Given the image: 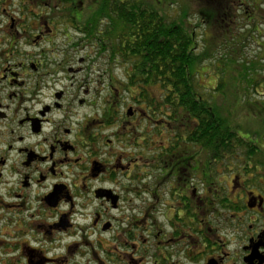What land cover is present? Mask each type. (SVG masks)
I'll use <instances>...</instances> for the list:
<instances>
[{
    "label": "flooded vegetation",
    "instance_id": "1",
    "mask_svg": "<svg viewBox=\"0 0 264 264\" xmlns=\"http://www.w3.org/2000/svg\"><path fill=\"white\" fill-rule=\"evenodd\" d=\"M79 5L0 0V264H264V163L149 105Z\"/></svg>",
    "mask_w": 264,
    "mask_h": 264
},
{
    "label": "trees",
    "instance_id": "2",
    "mask_svg": "<svg viewBox=\"0 0 264 264\" xmlns=\"http://www.w3.org/2000/svg\"><path fill=\"white\" fill-rule=\"evenodd\" d=\"M69 1L73 0H65V3ZM194 1L200 19H210L207 25L209 31L216 33L215 37L203 38V48L200 45L199 49L196 48L200 44L196 33L188 22L192 14L173 17L171 9L176 3L167 0H94L84 8L80 9L79 5L80 27L83 33L103 36L104 43L105 36L111 38L114 59L118 60L119 65L128 62L135 69L131 86L152 82L159 85L157 88L162 92L157 97L161 115L192 113L199 118V129L205 130L210 146L217 145L218 131L221 130L224 154H238L246 161L264 163V151L253 141L239 136L238 127L231 117L223 118L219 106L213 105V94L221 91L222 84L219 83L211 89L212 94L204 97L201 94L203 88L197 81V67L211 59L213 51L218 52L222 48L223 41L237 40L233 22L242 4L239 0ZM64 10L65 14L72 12L69 8ZM85 11H88V17H84ZM102 22L105 23L100 29ZM202 23L206 24L205 21ZM254 28L250 29V35L257 33ZM232 45L228 49L234 52ZM226 62H230L229 56ZM242 64L247 78L253 72H264V65L260 69L254 66L249 70V63ZM150 90L145 87L143 96L153 106L155 95ZM197 98L202 100L195 101ZM196 137L194 134V139Z\"/></svg>",
    "mask_w": 264,
    "mask_h": 264
},
{
    "label": "rangeland",
    "instance_id": "3",
    "mask_svg": "<svg viewBox=\"0 0 264 264\" xmlns=\"http://www.w3.org/2000/svg\"><path fill=\"white\" fill-rule=\"evenodd\" d=\"M93 1L80 0V9L91 5ZM168 1L176 3L171 9L173 17L178 14H192L188 22L192 24L191 30L196 33L197 41L202 45V48L203 38L216 36L215 31L210 32V28L207 26L210 19H200L194 0ZM239 1L242 7L237 12V19L233 22L237 40L229 39V44H227L229 40L223 41L222 48L217 50L218 52L213 51L211 59L197 67L196 72H199L197 81L202 85L201 94H204V97L212 94L211 89L216 88L219 83L222 84L221 91L213 94V105L219 106L223 118L231 117V121L238 127L239 136L249 142L253 141L260 150L264 151V72L260 70L253 72L247 78L242 64L243 62L249 63L247 67L249 70L254 66L256 69H260L264 65V0ZM53 12L59 17L67 15L65 10H53ZM88 15V11H85L84 17H88ZM202 21H205L206 24ZM104 23H101L100 29ZM254 25H256L255 28ZM252 28L254 31L257 30V33L250 35L249 32ZM233 42L236 44L232 45ZM229 45H232L234 52L228 49ZM228 56L229 63L226 62ZM121 69V67L114 66V75L119 76L123 72ZM150 91L156 96L162 92L157 87L151 88ZM124 97L127 98L128 95H124ZM242 160L246 161L245 158Z\"/></svg>",
    "mask_w": 264,
    "mask_h": 264
}]
</instances>
